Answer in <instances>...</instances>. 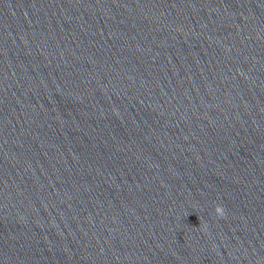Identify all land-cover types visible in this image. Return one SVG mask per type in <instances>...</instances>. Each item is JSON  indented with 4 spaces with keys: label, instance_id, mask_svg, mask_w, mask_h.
Segmentation results:
<instances>
[{
    "label": "clouds",
    "instance_id": "1",
    "mask_svg": "<svg viewBox=\"0 0 264 264\" xmlns=\"http://www.w3.org/2000/svg\"><path fill=\"white\" fill-rule=\"evenodd\" d=\"M215 212H216V214L218 215V216H224V214H225V209H224V207L223 206H221V205H217L216 207H215Z\"/></svg>",
    "mask_w": 264,
    "mask_h": 264
}]
</instances>
